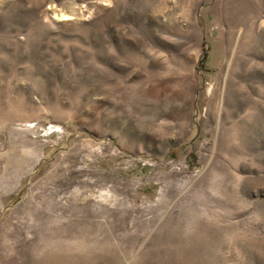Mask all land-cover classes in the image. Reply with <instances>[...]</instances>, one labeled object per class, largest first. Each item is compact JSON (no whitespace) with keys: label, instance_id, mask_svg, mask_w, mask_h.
Here are the masks:
<instances>
[{"label":"rangeland","instance_id":"374dc122","mask_svg":"<svg viewBox=\"0 0 264 264\" xmlns=\"http://www.w3.org/2000/svg\"><path fill=\"white\" fill-rule=\"evenodd\" d=\"M0 264H264V0H0Z\"/></svg>","mask_w":264,"mask_h":264}]
</instances>
